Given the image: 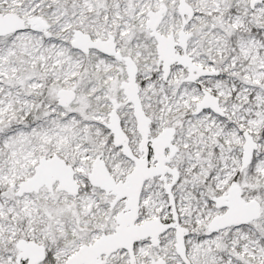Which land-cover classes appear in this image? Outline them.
<instances>
[{
	"label": "snow or ice",
	"instance_id": "6c2138e0",
	"mask_svg": "<svg viewBox=\"0 0 264 264\" xmlns=\"http://www.w3.org/2000/svg\"><path fill=\"white\" fill-rule=\"evenodd\" d=\"M0 264H264V0H0Z\"/></svg>",
	"mask_w": 264,
	"mask_h": 264
}]
</instances>
